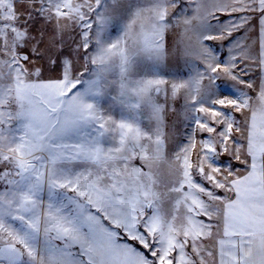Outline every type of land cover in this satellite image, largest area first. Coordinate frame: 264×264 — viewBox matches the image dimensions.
I'll return each mask as SVG.
<instances>
[{"label": "snow or ice", "instance_id": "1", "mask_svg": "<svg viewBox=\"0 0 264 264\" xmlns=\"http://www.w3.org/2000/svg\"><path fill=\"white\" fill-rule=\"evenodd\" d=\"M204 2L188 17L181 0H0V264H264V0ZM237 12L260 14L256 55L230 39L248 23ZM34 19L54 22L55 56ZM253 65L255 104L236 88ZM181 97L208 136L171 148L164 114ZM224 109L249 113L245 128Z\"/></svg>", "mask_w": 264, "mask_h": 264}, {"label": "rangeland", "instance_id": "2", "mask_svg": "<svg viewBox=\"0 0 264 264\" xmlns=\"http://www.w3.org/2000/svg\"><path fill=\"white\" fill-rule=\"evenodd\" d=\"M181 4L183 6V15L191 17L194 15V9L196 8V4H189L188 0H181ZM212 2L211 0H205L203 3V7H206L208 9L212 8ZM19 10V8H18ZM173 11V14H175V10ZM259 12H247V13H233L232 19L238 21L239 17L242 15H246L248 18V23L244 25L243 28L240 29L238 32H234L233 36L230 37L231 40H240L242 41L248 48L250 49V52L253 55H256V49H257V42H256V19L258 18ZM219 15V14H217ZM221 19H224L222 16ZM197 22L193 21V26H195ZM210 23L216 27V21L211 20ZM55 31L54 22L53 23H46L43 19H34L30 24V32L32 35L39 36L41 32L44 33V42L41 44V51L43 52L45 49L50 50V54L52 56H55L58 53L59 50V44L53 45L51 43L53 34ZM180 28H172L169 29L165 36V47L168 49V57H167V63L170 66H175L177 62L183 63V57L181 54H177L175 52V46L177 42L180 40ZM117 33L115 31L112 32L113 37H115ZM58 39V38H57ZM66 41L70 43V40L68 39L67 35L65 37ZM186 42V41H185ZM205 43L211 45L214 49L217 50V55L227 58V51L228 49L226 47H221L220 41H206ZM223 43L228 44V41H224ZM183 46V45H181ZM74 47V45H73ZM24 52L29 53V49L25 48L23 49ZM64 53L67 54L69 49L67 46L63 49ZM30 54V53H29ZM75 59V57H73ZM39 62V61H37ZM82 65V61H78L76 63V67L80 68ZM258 75V70L253 65L251 67V70L247 73V75H243L242 79L245 81L251 82L253 85L252 88H248L246 85H236V88L243 90L246 92L251 98L255 94V83H256V77ZM221 91L226 94H232L234 92L231 85L233 84L232 81H226L224 79L218 80L216 82ZM163 100V98H161ZM184 104L183 98H178L175 102L169 100L167 110L164 114V119L167 125V133L169 136V145L171 148H178L184 144L188 143V138L190 136L195 137V140L197 143L202 138H206L208 134L206 132H200L195 131L196 125L191 119L192 114H185L182 105ZM224 111L232 112L231 109H224ZM249 113H238V112H232V115L236 121V123L240 126V128L243 130L245 128V116ZM246 132L244 135H241L239 132H234L232 136V140L235 141L237 145H243L245 142ZM196 152L197 149L192 150V159L195 160L196 158ZM217 164H220L221 166H230L232 168V171L234 173L238 172L239 168H242V164L234 160L231 156L225 154L216 160ZM195 180L198 183L205 184L206 182L200 178L199 175H195ZM210 186V185H209ZM217 194L220 196H224L225 193L221 190H216ZM107 223V222H105Z\"/></svg>", "mask_w": 264, "mask_h": 264}, {"label": "crops", "instance_id": "3", "mask_svg": "<svg viewBox=\"0 0 264 264\" xmlns=\"http://www.w3.org/2000/svg\"><path fill=\"white\" fill-rule=\"evenodd\" d=\"M259 15L258 14V18L256 19V42H257V49H256V54H258L259 50H260V39H261V28H260V21H259ZM260 86H261V73L258 71V75L256 77V83H255V94L254 96H252V100H251V103L255 104L256 103V97H257V94L259 92V89H260ZM242 146H245L246 147V140L244 142V144ZM242 168H239L238 169V172L236 174L238 175H246L247 172L250 170L248 165L246 164H242ZM205 243H207V241H205Z\"/></svg>", "mask_w": 264, "mask_h": 264}]
</instances>
